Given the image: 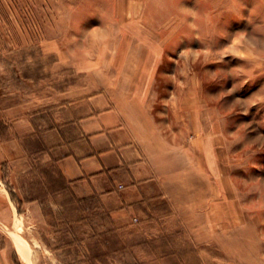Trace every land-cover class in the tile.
<instances>
[{
  "label": "rangeland",
  "instance_id": "obj_1",
  "mask_svg": "<svg viewBox=\"0 0 264 264\" xmlns=\"http://www.w3.org/2000/svg\"><path fill=\"white\" fill-rule=\"evenodd\" d=\"M88 86L145 90L167 201L122 214L18 161L3 170L8 264H264V0H0L5 105ZM201 128L219 133L214 209Z\"/></svg>",
  "mask_w": 264,
  "mask_h": 264
},
{
  "label": "crops",
  "instance_id": "obj_2",
  "mask_svg": "<svg viewBox=\"0 0 264 264\" xmlns=\"http://www.w3.org/2000/svg\"><path fill=\"white\" fill-rule=\"evenodd\" d=\"M50 99L47 105L28 99L5 105L0 96V219L17 213L4 185L3 170H11L21 160L47 164L69 186L101 195L122 214L130 210L134 217L142 218L167 201L166 183L154 152V145L161 147V141L155 119L147 110L149 98L144 89L121 92L115 99L107 88L94 92L90 86L76 87ZM197 124L202 126L200 121ZM200 130L192 138L199 143L200 138L211 141V168L217 173L212 174L210 200L213 209L219 208V149L214 143L219 133L207 135L204 128ZM225 199L234 201L230 196ZM6 249L0 247V264L10 262Z\"/></svg>",
  "mask_w": 264,
  "mask_h": 264
},
{
  "label": "trees",
  "instance_id": "obj_3",
  "mask_svg": "<svg viewBox=\"0 0 264 264\" xmlns=\"http://www.w3.org/2000/svg\"><path fill=\"white\" fill-rule=\"evenodd\" d=\"M0 129H1V131H2V126H0Z\"/></svg>",
  "mask_w": 264,
  "mask_h": 264
},
{
  "label": "built area",
  "instance_id": "obj_4",
  "mask_svg": "<svg viewBox=\"0 0 264 264\" xmlns=\"http://www.w3.org/2000/svg\"><path fill=\"white\" fill-rule=\"evenodd\" d=\"M120 187H122V186H120Z\"/></svg>",
  "mask_w": 264,
  "mask_h": 264
},
{
  "label": "bare ground",
  "instance_id": "obj_5",
  "mask_svg": "<svg viewBox=\"0 0 264 264\" xmlns=\"http://www.w3.org/2000/svg\"><path fill=\"white\" fill-rule=\"evenodd\" d=\"M23 252V251H22Z\"/></svg>",
  "mask_w": 264,
  "mask_h": 264
}]
</instances>
